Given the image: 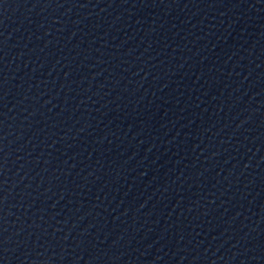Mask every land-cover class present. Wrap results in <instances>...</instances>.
Masks as SVG:
<instances>
[{
    "label": "water",
    "instance_id": "95a60500",
    "mask_svg": "<svg viewBox=\"0 0 264 264\" xmlns=\"http://www.w3.org/2000/svg\"><path fill=\"white\" fill-rule=\"evenodd\" d=\"M0 264H264V0H0Z\"/></svg>",
    "mask_w": 264,
    "mask_h": 264
}]
</instances>
